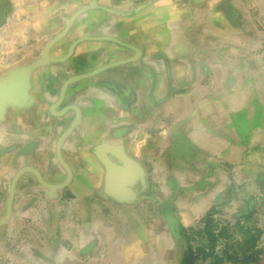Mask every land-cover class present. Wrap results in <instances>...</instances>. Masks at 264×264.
Segmentation results:
<instances>
[{
    "label": "rangeland",
    "instance_id": "1",
    "mask_svg": "<svg viewBox=\"0 0 264 264\" xmlns=\"http://www.w3.org/2000/svg\"><path fill=\"white\" fill-rule=\"evenodd\" d=\"M104 1L0 0V128L11 130L6 132L11 134L8 144L0 145V181L7 182V187H0V264H181L187 249L191 250L189 264H209L213 259L218 264H264L261 161L234 172L220 158L216 162L204 156L201 163L187 141H178L176 151L172 150L174 154L184 151L186 157L169 154L163 158V148L168 153L176 141H165L164 146L160 138L133 140L128 132L119 131L121 142L130 150L140 142L137 155L146 157L145 163L146 153L153 159L151 155L160 149L156 166H147V187L142 189L136 182L138 195L131 203L99 192L102 168L93 160L88 166L74 167L68 180L56 186L41 182L33 155L19 167L15 151L27 150L28 145L18 140L22 128L16 115L26 117L23 108H32L37 95H43L37 99L45 103L50 86L59 91L68 84L70 93L81 91L102 106L116 99L124 106L121 111L130 113L135 90L124 86L114 91L111 84L119 82L110 72L111 64L119 60L99 62L123 56L132 21L153 5L177 6L173 8L191 19L184 30L189 28L193 38L205 22L219 20L220 32L232 34L236 50L261 54L254 80L264 89V0ZM130 3L137 6L114 7ZM101 26L111 29L97 34ZM219 44L231 49L230 42ZM78 48L85 50L77 53ZM138 70L129 66L120 77L135 81ZM99 73L110 79L106 83L109 92L99 88L103 87L96 81L99 78L95 80ZM37 86L43 91H36ZM260 92L264 100V91ZM40 108L35 116L32 108L33 117H27L24 124L32 122L35 128L43 113ZM259 108L264 114L262 105ZM126 118L130 115L123 114V123L118 124H125ZM94 124L91 142L92 135H99L98 127L108 130L110 125ZM82 142L73 144L80 150ZM249 152L258 154V149L251 147ZM251 158L255 161L256 156ZM19 182L21 186L16 187Z\"/></svg>",
    "mask_w": 264,
    "mask_h": 264
},
{
    "label": "crops",
    "instance_id": "2",
    "mask_svg": "<svg viewBox=\"0 0 264 264\" xmlns=\"http://www.w3.org/2000/svg\"><path fill=\"white\" fill-rule=\"evenodd\" d=\"M87 1L91 4V0ZM101 3L105 4V1L102 0ZM134 6L137 5L130 3L114 7ZM173 7L168 4L153 5L136 16L132 21L128 43L125 44L128 49H125L123 56L106 58L99 62V65H102L119 60L111 64L114 69L110 70L119 82L111 84L114 85V91L121 90L124 86H131L135 90L136 98L132 99L130 113H124V106L116 99L108 105L105 101L102 106L98 105L99 101H92L91 96L82 94L81 91L70 93L68 84L61 86L62 91L61 88L57 91L55 87L50 86L45 90L47 101L44 103L42 100L46 106L44 109L41 107V100L37 99L43 95H37L32 100L34 116L40 107L43 112L39 115L35 128L31 126L32 122L27 121L24 124L27 117H33L31 107L22 109L26 117L16 115L20 129L22 128L18 140L23 141L21 144L28 145L27 150L20 147L15 151L19 167L22 168L26 158L33 155L35 160H31L35 161L39 169L41 182L56 186L68 180L69 171H76L74 167L88 166L90 160L99 163L94 155V146L98 143H108L123 146L126 152L143 166L148 184V169L156 166L155 160L160 149L151 155L155 159L149 158L150 153H146L145 163L146 157L143 160L137 155L140 142H137V149L133 147L130 150L117 135L120 131L128 132L133 140L160 138L164 141V146L165 141H176L172 143L168 153H165L163 148V158L169 154L186 157L187 153L184 151L177 154L173 151H176L178 141H187L188 145L195 149L201 163L202 157L211 156L216 162L220 158L234 172L239 168L248 170V165L260 161L264 169V114L259 108L262 105L264 109L260 92V89H264L254 80L259 72L258 59L261 54L256 51H240L239 48L236 50L232 34L220 32L219 20L208 24L205 22L206 26L201 27L199 35L194 38L189 36L191 31L189 28L184 30V26L191 19ZM109 29L111 26H101L96 32L107 34ZM199 29L200 27L197 28ZM219 41H226V45L230 42L231 49L223 47ZM243 46L245 47L242 49L246 48L245 42ZM83 48H78L77 53L85 50ZM129 66L139 68L135 81L130 82L120 77ZM108 79L106 73H99L95 77V80L103 85L99 88L105 90L109 87L106 84ZM39 87L37 86L36 91H43ZM91 88L88 92L95 90L96 86ZM60 91L62 95L60 94L59 98ZM71 95L75 96L71 98ZM251 100H254L253 104ZM142 110L143 114L140 115ZM123 114L130 115V119L126 118V123L120 126L117 121L123 123V120H120ZM94 123L110 125L108 130H102L104 126L98 127L99 135H92L95 139L91 142L89 135L93 133V129L91 128V132L90 126L95 125ZM7 127L0 128V145L8 144V139L11 138V134L6 133L11 132ZM83 139L84 149L80 148V151L75 148L76 144L73 142ZM77 145L82 146L79 143ZM251 147L258 149V154L249 152ZM32 150L35 152L27 155ZM254 155L255 161L251 158H254ZM181 164L177 165L178 168ZM99 165L102 168L99 192L111 199L103 193L104 171L102 165ZM82 169L86 173L84 168ZM0 183V187H7L5 180ZM19 186L20 182L16 187ZM133 186L137 197L136 182Z\"/></svg>",
    "mask_w": 264,
    "mask_h": 264
},
{
    "label": "water",
    "instance_id": "3",
    "mask_svg": "<svg viewBox=\"0 0 264 264\" xmlns=\"http://www.w3.org/2000/svg\"><path fill=\"white\" fill-rule=\"evenodd\" d=\"M94 150V155L104 171L103 193L121 203L136 200L134 182H138L142 189L148 185L143 166L131 157L123 146L98 143Z\"/></svg>",
    "mask_w": 264,
    "mask_h": 264
},
{
    "label": "trees",
    "instance_id": "4",
    "mask_svg": "<svg viewBox=\"0 0 264 264\" xmlns=\"http://www.w3.org/2000/svg\"><path fill=\"white\" fill-rule=\"evenodd\" d=\"M185 228L181 227V233L184 234ZM191 260V250L187 249L183 254V259L181 264H189ZM209 264H218V261L212 260Z\"/></svg>",
    "mask_w": 264,
    "mask_h": 264
},
{
    "label": "bare ground",
    "instance_id": "5",
    "mask_svg": "<svg viewBox=\"0 0 264 264\" xmlns=\"http://www.w3.org/2000/svg\"><path fill=\"white\" fill-rule=\"evenodd\" d=\"M20 84H21V82H20ZM20 87H21V85H19ZM22 90V89H21ZM16 93H17V90H16ZM20 96V95H19ZM19 96H17V97H19ZM26 96V95H25ZM25 96H23V97H25ZM16 97V96H15ZM22 98V97H21ZM20 99V98H19ZM24 99V98H23ZM22 99V100H23ZM19 101H21V100H19ZM25 101H26V99H25ZM21 103V102H20ZM23 104V103H22ZM27 107V106H26Z\"/></svg>",
    "mask_w": 264,
    "mask_h": 264
}]
</instances>
